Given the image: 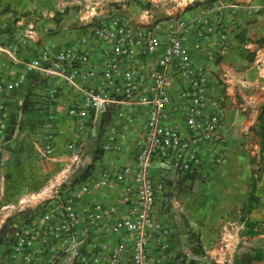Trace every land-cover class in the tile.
Listing matches in <instances>:
<instances>
[{
	"label": "built area",
	"instance_id": "1",
	"mask_svg": "<svg viewBox=\"0 0 264 264\" xmlns=\"http://www.w3.org/2000/svg\"><path fill=\"white\" fill-rule=\"evenodd\" d=\"M227 6L220 2L212 13L192 20L156 18L147 10L139 17L119 13L97 19L94 11L86 16L85 32L65 46L39 43L33 31L0 44V56L10 61L9 72L0 64V188L4 147L19 127L11 108L22 113L25 105L10 91L25 83L40 90L33 94L47 99L50 109L40 158L54 153L55 109L64 84L75 92L69 115L82 132L90 122L102 126L105 153L122 152L127 140L134 145L132 162H96L85 180L68 184L33 208L25 222L0 234L7 244L1 264H58L107 217L113 220L111 233L120 237L106 264H192L174 251L176 235L164 222L168 207L160 197L170 181L209 178L225 159L226 86L214 67L230 50L223 19ZM30 42L35 53L22 58V46ZM97 48L100 54L94 58ZM102 188L115 191L114 202L96 201L82 217L84 196ZM71 259L70 264L100 261L80 250Z\"/></svg>",
	"mask_w": 264,
	"mask_h": 264
},
{
	"label": "crops",
	"instance_id": "2",
	"mask_svg": "<svg viewBox=\"0 0 264 264\" xmlns=\"http://www.w3.org/2000/svg\"><path fill=\"white\" fill-rule=\"evenodd\" d=\"M220 2L228 3L223 19L230 41L229 52L214 67L226 86V111L221 128L227 137L225 159L210 172L209 178L170 181L168 192L160 197V203L165 201L168 207L164 222L176 235L172 240L174 251L188 256L192 264H233L236 258L256 252L261 257L250 264H264V139L259 133L260 114L264 108V71L261 68L264 0H0V44L18 35L29 36L33 31L39 43L65 46L85 32L86 16L94 11L99 14L97 19L119 13L139 17L138 14L147 10L156 18L176 15L192 20L212 13L213 6ZM111 4H114L112 9ZM80 5L87 8L80 9ZM4 7L8 10L3 11ZM249 9L254 13H249ZM34 47L31 42L22 46L21 57H31ZM99 54L100 49H95L94 58ZM0 64L9 72L7 56H0ZM38 90L32 83H25L10 91L14 97L24 98L25 105L22 113H18L16 107L11 108L13 117L19 119V127L3 152L5 180L0 188V234L25 222L34 205L42 199L62 192L70 183L82 181L90 165L102 162L114 166L132 162L134 145L131 140L123 142L122 152L108 151L102 158H95L102 142V126L90 122L86 132L79 129L68 113L75 92L66 84L55 109L58 129L54 153L49 158H40L38 145L45 136L42 128L50 109L47 99L33 94ZM136 133L131 132L130 137ZM257 135L259 141L252 140ZM94 168L95 165L89 169L93 172ZM254 169H260L256 183ZM252 190L254 207L250 210ZM115 198V191L107 188L86 194L80 203L82 217L85 207L96 201L111 204ZM247 220L258 222L255 225L258 234L246 235ZM233 223L231 231L229 225ZM112 224L111 218H105L86 241L74 243L58 264H70L76 250L99 256L98 263L90 264H106L107 255L120 237L111 233ZM86 225L87 222H82L81 226ZM6 245L0 242V264ZM192 246L196 247L195 251Z\"/></svg>",
	"mask_w": 264,
	"mask_h": 264
},
{
	"label": "trees",
	"instance_id": "3",
	"mask_svg": "<svg viewBox=\"0 0 264 264\" xmlns=\"http://www.w3.org/2000/svg\"><path fill=\"white\" fill-rule=\"evenodd\" d=\"M8 8L7 7H4L3 8V11H7ZM260 121H261V128H260V135L261 137L264 139V108L260 114ZM105 151L104 149L101 147V144L97 147V155L95 158L97 159H100L102 158V156L104 155ZM95 164V163H94ZM94 164L90 165V167H94ZM87 169L84 173V175H86L84 178H82V180L86 179L90 174H91V170L90 169ZM253 177H254V182L256 183V181L258 180L259 176H260V169L258 170H253ZM253 190L250 194V197H249V204H250V207L249 209L251 210L253 207H254V204H253ZM248 209V210H249ZM258 222L257 221H252V220H247L246 221V226H247V229L246 231H244L246 233V235H255V234H258L259 231L258 230H255V225L257 224ZM190 238L192 239L193 241V234L190 236ZM0 242H4L3 238L0 237ZM196 247L192 246V251H195ZM261 257V254L259 252H256V254L252 255L250 253H246L244 254L242 257L240 258H236L234 263L233 264H250L252 262V260L254 259H257V258H260Z\"/></svg>",
	"mask_w": 264,
	"mask_h": 264
},
{
	"label": "rangeland",
	"instance_id": "4",
	"mask_svg": "<svg viewBox=\"0 0 264 264\" xmlns=\"http://www.w3.org/2000/svg\"><path fill=\"white\" fill-rule=\"evenodd\" d=\"M84 3H85V2H84ZM119 3H123V1H122V2H116V3H114V4H119ZM114 4H111V5H110V9L113 8L112 6H113ZM118 7H119L118 5H115V8H118ZM79 8L84 10V9H86L87 7H85L84 5H80ZM39 121L41 122V118L38 119V122H39ZM36 122H37V121H36ZM38 124H39V123H38ZM259 137H260L259 135H257L256 137L253 136V137H252V138H253L252 140L255 139V140L259 141ZM188 181L191 182V180H189V179H188ZM200 182H201V180L198 181V183H200ZM198 183L195 184V185H196V186H195V189H196V190L198 189V186H197ZM200 184H201V183H200ZM48 198H50V197H48ZM48 198L46 197V198L42 199L41 201H39L38 204H35L33 208H35L36 206H38L40 203H42L44 200H46V199H48ZM234 226H235L234 223H233V225H229V229H230L231 231H233V227H234ZM213 261H215V258L213 259ZM214 263H215V262H214Z\"/></svg>",
	"mask_w": 264,
	"mask_h": 264
}]
</instances>
